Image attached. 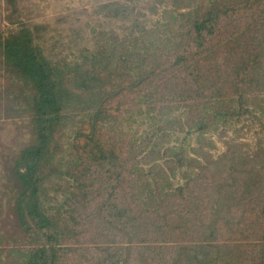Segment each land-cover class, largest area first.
I'll use <instances>...</instances> for the list:
<instances>
[{"label":"trees","instance_id":"trees-1","mask_svg":"<svg viewBox=\"0 0 264 264\" xmlns=\"http://www.w3.org/2000/svg\"><path fill=\"white\" fill-rule=\"evenodd\" d=\"M191 17L178 33L129 51L135 77L89 73L82 94L99 104L75 126L77 172L54 212L40 194L66 95L29 31L0 39L7 67L31 89L36 136L14 162L29 194L24 202L19 193L27 250L10 251L16 264H264V0H208ZM114 112L140 119L139 143L107 132ZM240 123L257 130L254 148L233 143L211 159L207 137ZM179 132L197 135L192 155L163 149ZM177 173L183 183L174 187Z\"/></svg>","mask_w":264,"mask_h":264},{"label":"rangeland","instance_id":"rangeland-1","mask_svg":"<svg viewBox=\"0 0 264 264\" xmlns=\"http://www.w3.org/2000/svg\"><path fill=\"white\" fill-rule=\"evenodd\" d=\"M207 1L0 0L2 43L21 31H29L34 48L44 55L56 75L57 87L66 95L64 126L53 145L55 157L45 170L46 180L40 194V205L45 211L54 212L68 200L69 194H65V190L72 185L70 176L77 172L79 155L77 146H72L75 126L87 115H93L99 104L97 99L82 94L89 73L123 72L135 77L138 72L133 66L135 62L128 58L129 51L137 49L141 42L151 43L178 33L196 4ZM31 94L30 87L7 67L0 50V264H16L10 251L27 250L24 235L18 227L19 209L24 206L19 201V193H25L24 202L29 194L17 185L13 170L19 154L36 144L26 106ZM131 113L137 114V110ZM181 114L182 110H179L173 115L178 118ZM140 122L138 117L114 112L108 113L104 126L109 133H122L124 138H136L133 141L139 143L146 128ZM256 131L240 123L225 136L220 133L208 136L209 144L204 151L216 160L233 143L244 151L252 150ZM185 134L179 132L168 139L163 149L182 147L192 155L190 149L199 147L197 135H189L185 140ZM159 165L170 178L166 163L159 161ZM171 182L174 187L181 185L180 173ZM87 240L88 235L83 242Z\"/></svg>","mask_w":264,"mask_h":264}]
</instances>
